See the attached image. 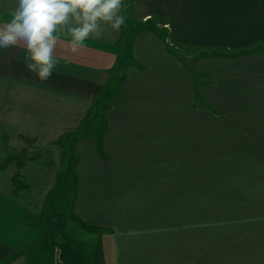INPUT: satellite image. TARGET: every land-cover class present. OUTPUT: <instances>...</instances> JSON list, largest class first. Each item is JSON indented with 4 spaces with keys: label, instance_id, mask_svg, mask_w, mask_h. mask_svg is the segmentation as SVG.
Returning <instances> with one entry per match:
<instances>
[{
    "label": "crops",
    "instance_id": "obj_1",
    "mask_svg": "<svg viewBox=\"0 0 264 264\" xmlns=\"http://www.w3.org/2000/svg\"><path fill=\"white\" fill-rule=\"evenodd\" d=\"M131 1L142 21L152 15L162 20L157 23L159 27L167 24V37L148 29L134 35L131 57L140 65L126 67L124 81L105 108L109 126L101 139L104 156L99 151L97 137L91 134L96 133L93 129L76 140L78 145L74 150L80 144L97 150L101 159L98 171L86 177L75 169L73 156L70 158L63 144L56 141L79 127L89 111L93 112L105 85L116 73L126 25L118 32L105 25L99 38H90L75 53L68 48L70 36L61 33L54 53L59 64L48 81L39 80L25 69L21 48L0 50V254L20 253L14 259L26 256L25 263L31 258L33 262L40 257L38 253L43 258L39 248L47 245L51 247L47 258L50 264H80L78 257L82 259L83 251L69 247L74 239L58 238V234L47 244L50 223L65 224V221L50 216L45 228L41 222L49 217L45 212L47 203L57 208V204L49 202V196L57 188L63 161L71 159L73 177L80 181L78 190L73 189L72 214L104 227L93 243L96 264H106L107 234L112 242L109 264H264V184L247 182L250 194L258 196L256 203L240 190L243 199L240 217L220 222L232 233L230 243H226L229 253L208 252L205 222L185 223L178 229L173 225L168 237L163 239L154 236L157 230L153 228V217L151 230L147 231L149 237L143 233L137 235L138 232L125 235L112 231V214L124 213V219L129 221L127 209L125 212L122 207H116L117 211H113L105 206L106 199L122 196L119 184L112 183L125 182L127 186L128 181L142 180L158 184L164 175L160 172L162 157L168 155L166 160L171 163L176 156L172 150L189 149L185 141L177 142L180 136L175 134L185 130L175 129L186 125L192 108L202 107L203 101L214 103L217 133L222 141L230 142L233 151L247 152L246 158L251 156V161L243 165L264 166V0ZM128 3L123 0L121 15ZM16 6L17 0H0V25L8 22ZM173 41L221 52L201 58L197 64L200 71L214 69V91L201 81L198 90L195 89L191 72L169 47ZM197 100L198 106L193 103ZM53 107L59 113L48 115ZM77 110V116L83 113L79 125L50 141L52 137L48 134L52 132L48 127L58 122L54 119L60 121ZM55 148L59 152L58 166L51 170L49 181V160L44 162L41 155ZM35 150L41 153H32ZM35 159L33 165H38L37 169L32 167ZM242 167L245 174L247 168ZM148 204L142 205L148 209L151 206Z\"/></svg>",
    "mask_w": 264,
    "mask_h": 264
},
{
    "label": "rangeland",
    "instance_id": "obj_2",
    "mask_svg": "<svg viewBox=\"0 0 264 264\" xmlns=\"http://www.w3.org/2000/svg\"><path fill=\"white\" fill-rule=\"evenodd\" d=\"M127 2L129 3L123 9V12H122V15L126 17L125 25L128 26L127 30L134 29L140 23H143L145 21L147 23L149 22L150 25L152 24L155 25L159 21L162 22V20H159L157 16L153 17L152 15H149L148 17H144L142 21L139 18V15H137L134 12L132 1L127 0ZM166 25L167 24H164L163 28L160 29V33L165 37H167L166 27H164ZM172 45L170 46L172 47L173 52L176 51V54L180 56L181 60H184V61L186 60L185 62H187L191 66V68L194 70V73L193 74L191 73L193 76V80L197 81L198 83L201 81L203 84H207L206 85L207 89H209L210 91H214L215 89L214 69L210 68L209 70L200 71L198 70L199 66L197 65L198 63H200L198 62L199 59L205 58L204 56H201L202 55L201 53L204 51H213L212 48L207 49V48L200 47L197 45H180L179 43H176L175 41H173ZM214 56L216 55H213L212 57ZM126 67L127 65L122 63V66L120 69L126 70ZM115 71L116 73H113V75L120 74L118 68L115 69ZM211 96L212 98H214L213 94H211ZM197 103L200 104L199 100H197ZM207 105L209 106L208 108H210V111L215 113V106H214L213 101L209 102V104ZM54 108L55 107L49 108L48 115H50V113H53V112L59 113V111L57 110L55 111ZM66 111L67 109L65 108L64 112ZM78 112L79 111L77 110L74 113H69L68 117H64L60 121L57 118L54 119L55 121H58V122L48 127V131L52 132L48 134L49 137H52V139L48 137L50 141L55 140L56 136H58V134L60 135L66 129L74 128L75 126L79 125L78 124L79 119L83 116V113L82 115L79 114L80 116H77ZM93 112L89 111V113L87 114L88 118L86 119L89 120V124L91 126L93 125L97 126L99 133L103 134L104 130L108 128L109 126V123L104 115L105 109L103 110L98 109V114L103 117V120L100 123H97L98 120L96 119L89 118L93 115ZM205 116L209 117L207 118L208 121H214L213 114L208 113ZM201 119L202 118L198 117V115H195L194 117L191 116V119H190L191 128L190 126L186 127L187 123L185 121L186 125L175 129V130H179V129L185 130V132L181 131V133L178 132L175 134L180 136L177 142L186 141L185 147L186 145L189 146V149H185V156L178 157L177 165L175 167L177 170L180 169V174H182L183 178H181V181L175 182L174 187L176 188L174 190L169 188L168 192L167 190L166 192H162V195L155 200L152 198L154 201L150 202L149 204L145 203L144 207L146 206V204L151 205L148 212L152 213L153 218L159 217L160 215L161 217H164V219L166 220L171 219L170 215H172V213L173 215H178V213L181 212L179 210L180 205L185 206L186 208L189 207L190 212H192V216L195 219H197L196 220L197 223H201V222L207 223L208 252L210 254H218V253H223V252L229 253V249H227L226 243H230L232 233L229 232V230H226L220 222L222 221L229 222L232 220H236L240 217L239 212L241 210L243 199L240 198V194L239 192H237V189L242 190L243 194H249V196L252 198L253 196L249 192L250 188L247 185V182H250V184L253 183L255 185H260V184L263 185L264 180H262L261 178H264V166L262 165L255 166V164L243 165V164L248 163V161H251L250 155L248 156V158H246L247 152L245 151L236 150L235 155L231 156L229 152L231 150L226 149V148L232 146V144L230 142H227V143L223 142L221 138L220 140L218 139L217 132H216V126L214 124L212 127H209L206 130V135L204 136L202 134L203 128L200 126H197L195 128L194 126V122L199 121ZM82 128L83 127H82V122H81L79 127L75 128V130L80 131V129ZM71 131H74V130L71 129ZM66 133H64V135ZM93 135L95 134L92 133V136ZM85 136H87V134ZM82 141L83 140H81V142ZM73 144H74L73 147H75V145H78L76 140L73 141ZM169 144H171V142ZM76 150H74L73 156L75 160L74 162L75 169L78 170V172L80 170V172H83V175H85L86 177V175H88L89 173H92L95 170L98 171V169L101 166V165L99 166L98 163H101V159L97 153V150L95 149L90 150L85 146L84 147L81 146L80 144ZM48 151L49 152H47V154H42L41 156H43L42 157L43 161L49 160L48 176H49V181H50L51 172H52L51 170L52 169L54 170V168H57L58 166L57 153L59 152H57V148L51 151L50 149H48ZM35 152L41 153V151H36V150L32 151V153H35ZM168 152L170 153V151ZM248 152L249 154L251 153V151H248ZM180 155L182 156V153H180ZM52 158H55V159L53 160ZM36 159L32 162V165L33 163H35ZM181 161H184V162H181ZM52 163L55 164V166L53 165L54 167L52 166ZM63 166H65V161H63L62 167ZM242 166H246L247 168L246 171H244L245 174H242V173L238 174V170L243 169ZM32 167L35 169L39 168L38 165H33ZM231 167H233L235 171V173L233 172V174H231L232 173ZM250 168L252 169L250 170ZM186 171H188L189 180L187 179L184 180V172ZM78 172L77 173L75 172L76 175L79 174ZM34 176L35 175H33V177ZM231 177L232 179H236L235 182H231L230 180ZM59 178L62 181V183H60L59 187L53 189L51 195L49 196V202L51 201L53 204L55 205L57 204V208L46 205L45 212H47V214L49 213V217L43 218V221L41 222H42L43 228L47 227L48 222L47 223L45 222L47 219H50V216H51V217H54L52 218L53 220H56L57 218H59L60 220L63 219L65 221V224L59 223V222L57 223L49 222L51 224V228L48 229L46 232V236H48L47 244L49 243L50 239L55 240V238L58 237V234H59L58 238H62V239L72 238L74 239V241L71 242V245H69V247L71 249H78L80 251L81 250L83 251V253L81 254L82 259L78 257L80 264H96L95 263V260H96L95 248L96 247L93 243L100 236L99 233L96 231H88V230L79 228V224L76 221H73L71 217H69L70 213H72V210L70 208V203L73 200L74 191L78 190L77 187L80 181H76L75 177H73L72 175H68L65 178L59 175L58 180ZM237 181L239 182V185H241L239 188L237 187L238 185ZM114 183L119 184V187L122 188V190H125V186H126L125 182H120V183L113 182L112 184L114 185ZM189 183L192 184L191 190H187V184ZM231 183L233 187L236 189V191L233 190L231 192V189H232ZM61 186H64V188H62ZM183 186L185 187V189H183ZM183 190L185 193L184 198L177 199L176 194L178 193L183 194ZM127 192H129L132 195V191H130V189H128ZM127 192H125L126 195L124 194L125 200L123 202V205H121V207L122 209L125 210V212H126V209L128 210L126 212L128 216L131 217V215L134 213V210H137V212H139L138 211L139 209L143 211L147 209V208H144L138 205L139 201L141 200L146 202L145 199H142V198L138 199L136 195L128 196ZM256 197L258 196L256 195L252 198V201H255V203L257 199ZM150 200L151 198L149 199V201ZM186 204H188V206ZM132 208H134L133 210H131L133 212L130 211V209ZM75 218H77V214H75ZM60 227L64 228V231L61 230ZM72 230L74 232L71 234ZM216 230L218 232H216ZM67 236H70V237H67ZM109 236L110 235L108 234L105 236L107 237V241L104 244L105 255H107L108 258L110 257V249L112 246V242L111 240H109ZM81 240L84 241L83 243L85 242L87 243L83 244ZM77 241H79V243ZM50 248L51 247L47 245L45 246L43 245V247L39 248L42 251L41 254L44 255L43 258H41L40 253H38V255L40 256L39 258H35V261L33 262L31 258V261H28L27 263H25V258H27L26 256H24V259L23 257H21V258L9 260L7 262L6 255L5 256L0 255V264H50V262L47 260V258L49 257ZM33 249L34 247H32V250ZM44 249H48V250L45 251ZM106 251H107V254H106ZM11 254L12 253L8 254V257ZM108 258H106V264H109ZM54 261L55 259L53 258V262ZM54 264H57V262H55Z\"/></svg>",
    "mask_w": 264,
    "mask_h": 264
},
{
    "label": "trees",
    "instance_id": "obj_3",
    "mask_svg": "<svg viewBox=\"0 0 264 264\" xmlns=\"http://www.w3.org/2000/svg\"><path fill=\"white\" fill-rule=\"evenodd\" d=\"M126 27H128V26L126 25ZM162 28L163 27H159L157 24L150 25L149 22L147 23L146 21L143 22V23H140L134 29L127 30V28H126V36L124 37V40H123V42L121 44V50H120V52L118 54L119 61H118L117 68L119 69L120 74L119 75L118 74H114L111 77V79L109 80V82L107 83V85H105V87L103 89V92L101 93L99 99L97 98L98 100H97V102L94 105V109H93L94 112H93V115L91 117H89L90 119L98 120L97 123H100L103 120V117L98 114V109L99 110L100 109L103 110V109L109 107L110 100L116 95V93L119 90L122 82L124 81V79L126 77V70H124V69L121 70L120 69L121 66H122V63H124L127 66L130 65V64L140 65L138 62H136L135 60H133L131 58V43H132V39H133L134 35L138 31L144 30V29L154 30V31L160 33V29H162ZM163 38H165V36H163ZM169 47L172 48L171 46H169ZM256 49L258 50V47H256ZM246 51H248V50L246 49L243 52H246ZM240 52H242V51H240ZM220 53H221L220 51H218L216 49H213V51H204V52H202L201 56L211 57L213 55H216V56L217 55H221ZM182 61L185 64V66L189 69V71L193 74L194 70L191 68V66L187 62H185L186 60L185 61L182 60ZM197 86H198V82L196 81L195 89H197ZM194 104L196 106L199 105L197 102H194ZM207 104H209V102L203 101V103H202L203 106L202 107H193L192 110H191V112H192L191 116L194 117L195 115H198V117L202 118L199 121H195L194 122V126H195V128L197 126L202 127L203 128L202 129V134L204 136L206 135V130L209 127H212L213 124L215 126H217L215 113L210 111V108H208L209 106ZM208 113L214 115V121H208L207 118H209V117L205 116ZM204 116H205V118H204ZM86 118H88V117H85V119H83V121H82V127L83 128L80 129V131L79 130L69 131L65 135H63L59 139H57V141H56V142H59V143L63 144V146L65 147L64 148L65 149L64 152L65 153L67 152L69 154L70 158L73 156V152H74L73 141L79 139L80 137L85 136L86 134L88 135V129L89 130L93 129L94 132H96L94 134L97 137L99 151L101 153V156L102 157L104 156V151H103V148L101 147L102 133L100 134L99 131H96L97 126H95V125L91 126L89 124V120H87ZM190 119L191 118L187 119L186 127L190 126V128H191V120ZM216 132H217V128H216ZM217 137H218L219 140H220V138H222L221 134H219V133H217ZM226 149H230L231 150L230 147H227ZM231 151H229L231 156L235 155L236 151H233V150H231ZM171 153L173 155H177V156H174L175 159H174L173 162H175V163H173V162L170 163V162H168V160H166V157H169L168 155H166L165 157H162L164 159H162L161 162H160L161 163L160 164L161 165L160 166V172L163 173L164 175L162 176L163 177L162 180H159L158 184L147 183L146 181H142V180H140V181H128L127 182V186H125V190H121V192H119V193L122 194V196H120L118 199H116L115 197L106 199V203H105L106 208H110L111 209V207H112L113 211H117L116 207L120 208L121 205H123V202L125 200L124 194L126 195L125 192H127L128 189H130V191H132V194L134 193L138 199H140V198L145 199L146 202H144L142 200L139 201L138 205H140L141 207H143L142 204L153 202L155 199H157L158 197H160L162 195V192H166V190L168 192L169 188L174 190L176 188V187H174L175 182L181 181V178H183L182 174H180V169L177 170L175 167L177 165L178 157L185 156V150H183V149L178 150V151L172 150ZM180 153H182V156L180 155ZM163 155H165V154H163ZM73 158H74V156H73ZM181 162H184V161H181ZM71 166H72V161L70 159L68 162H65V166L61 167V170H60L58 175L63 176L64 178L66 176H68V175H72L73 176L74 175V171L72 169L73 167H71ZM231 169H232V173L231 174H233V172L235 173L233 167H231ZM241 173H243V171L241 169L238 170V174H241ZM188 177H189L188 176V171L184 172V180L185 179L189 180ZM230 180H231V182H235L236 179H232V177H231ZM60 183H62V181L59 178V180H57V187L60 186ZM231 185H232V183H231ZM165 186H167V187H165ZM191 186H192L191 183L187 184V190H191ZM61 187L64 188V186H61ZM231 188H232L231 192L233 190L236 191V189L233 187V185H232ZM183 189H185L184 186H183ZM239 191L240 190L237 189V192H239ZM127 193H128V196L129 195L131 196V194L129 192H127ZM150 193H151V195H150ZM137 194L143 195V196L140 197ZM176 196H177L176 197L177 199L184 198V196H185L184 190H183V194L182 193H178V194H176ZM150 198H151V200L149 201ZM47 205L50 206V203H48ZM186 205L188 206V204H186ZM101 209H103V208H100V210ZM133 209L134 208L130 209V211L133 210ZM149 209L150 208H148V209H146L144 211L139 209L138 210L139 212H137V210H134V213L131 215V217L128 216V214L126 213L127 214L126 218L127 219L129 218V221L124 219V215H123L124 213H122L121 215L118 214V213L112 214L113 218L110 221L111 224L113 225L112 226L113 228H111L112 231L113 230L114 231L116 230V232L121 231V232H124L125 235H129V233L131 234L133 232L134 233L138 232L137 235L139 233H143L144 236L149 237L150 233H148L147 231L151 230L150 229V227H151V219L153 217L152 213L148 212ZM179 210L181 212L178 213V215H173V213H172V215H170V218H171L170 220L169 219L166 220V219H164V217H161L160 215H159V217H154L153 218V223H152L153 224V228H154V230H157V231H154V236H157L160 239H163V238L168 237V233H169V231H170V229H171V227L173 225H176V228L178 229V228L182 227L185 223H197V221H196L197 219H195L192 216V212H190L189 207L186 208L185 206L180 205ZM131 212H133V211H131ZM69 217H71V219L73 221H76L79 224V228H81V229H85V230H88V231H96V232H100V231L104 230L103 226L89 223V222H87V221H85V220H83L81 218H78V217L75 218V215L72 214V213H70ZM149 217H151V218H149ZM127 222H128V224H127ZM10 253H12V252L11 251L10 252H6L5 251L4 253H2L0 255L1 256L2 255L3 256L6 255V257H7L6 261L8 262L9 260H13L16 256H18L20 254V253H12L8 257V254H10ZM67 259H70V257H67Z\"/></svg>",
    "mask_w": 264,
    "mask_h": 264
},
{
    "label": "clouds",
    "instance_id": "obj_4",
    "mask_svg": "<svg viewBox=\"0 0 264 264\" xmlns=\"http://www.w3.org/2000/svg\"><path fill=\"white\" fill-rule=\"evenodd\" d=\"M122 7L123 0H17L8 22L0 25V50L21 48L25 69L48 81L59 64L54 53L60 34L70 36L68 48L75 53L99 38L105 25L121 30Z\"/></svg>",
    "mask_w": 264,
    "mask_h": 264
}]
</instances>
